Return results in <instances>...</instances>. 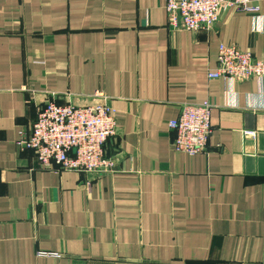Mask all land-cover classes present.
<instances>
[{
    "label": "crops",
    "instance_id": "obj_1",
    "mask_svg": "<svg viewBox=\"0 0 264 264\" xmlns=\"http://www.w3.org/2000/svg\"><path fill=\"white\" fill-rule=\"evenodd\" d=\"M253 1L190 32L167 0H0V264H264V81L209 79L222 45L264 61ZM205 101L207 151L177 153L169 123ZM49 102L116 111L114 173L18 147Z\"/></svg>",
    "mask_w": 264,
    "mask_h": 264
},
{
    "label": "built area",
    "instance_id": "obj_2",
    "mask_svg": "<svg viewBox=\"0 0 264 264\" xmlns=\"http://www.w3.org/2000/svg\"><path fill=\"white\" fill-rule=\"evenodd\" d=\"M247 14H258L253 0H167L169 23L173 29L190 32L212 29L219 21L225 5ZM210 80L264 81V61L255 59L252 52L242 51L233 45L219 49L218 67L209 73ZM93 99L106 100L105 95ZM214 105H182L180 116L169 123L174 132L177 153L196 156L207 151L212 134L211 116ZM116 111L107 103L88 106L47 103L29 133H21L18 147L35 152L44 170L58 167L62 171L78 172L88 177L87 185L115 172V161L106 157L105 146L116 135ZM42 256L60 258L58 254L41 253Z\"/></svg>",
    "mask_w": 264,
    "mask_h": 264
}]
</instances>
